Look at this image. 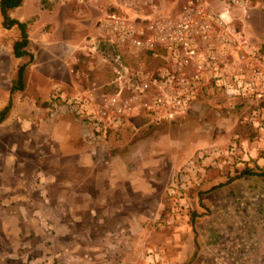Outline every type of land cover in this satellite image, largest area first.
Returning a JSON list of instances; mask_svg holds the SVG:
<instances>
[{"label": "rangeland", "instance_id": "374dc122", "mask_svg": "<svg viewBox=\"0 0 264 264\" xmlns=\"http://www.w3.org/2000/svg\"><path fill=\"white\" fill-rule=\"evenodd\" d=\"M124 1L23 0L10 16L27 25L31 60L13 57L19 31L0 17V111L10 103L0 123V264H264V179L240 174L264 170V86L258 97L207 85L171 122L135 119L98 135L65 103L84 100L93 82L109 88L110 53L90 45L103 16L142 17L140 3ZM149 1L176 15L187 0ZM203 1L231 32L218 49L232 73L264 74V3ZM125 57L141 72L157 62ZM20 65L25 88L11 94ZM55 94L62 103L47 106ZM71 124L101 166L119 163L91 182L71 173L51 138Z\"/></svg>", "mask_w": 264, "mask_h": 264}, {"label": "built area", "instance_id": "2783aa9c", "mask_svg": "<svg viewBox=\"0 0 264 264\" xmlns=\"http://www.w3.org/2000/svg\"><path fill=\"white\" fill-rule=\"evenodd\" d=\"M138 3L141 18L103 16L99 37L90 45V52L105 49L110 53L113 79L109 88L97 92L93 82L84 100H63L93 134L121 130L135 119L171 122L186 113L207 85L223 86L236 94H264L257 92L264 86L259 68L232 73L229 51L218 49L219 42H231V32L203 0H187L176 15L159 12L149 0H126L122 8L131 10ZM125 55L135 60L152 57L157 62L152 71L141 72L127 64ZM59 101L61 97L53 95L50 106L56 108Z\"/></svg>", "mask_w": 264, "mask_h": 264}, {"label": "trees", "instance_id": "16d2710c", "mask_svg": "<svg viewBox=\"0 0 264 264\" xmlns=\"http://www.w3.org/2000/svg\"><path fill=\"white\" fill-rule=\"evenodd\" d=\"M264 3V0H261ZM23 3V0H0V17L2 19V26L5 29H11L16 27L19 31V39H17L12 45V55L16 59L28 57L32 59V55L27 51L29 43L27 34V25L24 22H20L10 16L11 12L19 8ZM114 12V11H112ZM262 52H264V44L262 46ZM25 68L26 65H20L17 68L14 80L11 81L10 93L23 91L25 88ZM50 106V100L47 103ZM261 107H264V100L261 101ZM10 111V103L6 105L0 111V123L5 120ZM241 176H257L264 179V170L253 171L251 169H244Z\"/></svg>", "mask_w": 264, "mask_h": 264}, {"label": "crops", "instance_id": "0c3cea01", "mask_svg": "<svg viewBox=\"0 0 264 264\" xmlns=\"http://www.w3.org/2000/svg\"><path fill=\"white\" fill-rule=\"evenodd\" d=\"M73 126L71 127H67V126H62V128L60 127L59 129H62V133H58L59 131L56 129H52L51 131V138L53 140V142L55 143L57 150H61L63 156L65 157V163L66 166L74 169L71 171V173H79L80 172H84L86 174L89 175V181H94V179H92L94 177V175L99 172V171H103L105 170V172H108L111 168V166L114 164H118L119 162L116 161L117 158H112V160H110L112 162V164L108 167H106L105 165H102L104 167L101 166V164L96 161L89 153L88 148L82 144V142L80 141V139L77 137L78 131L75 130L74 128V124H71ZM77 132V133H76ZM63 148H65L63 150ZM60 157H62L61 155H59ZM109 163V162H108ZM110 168V169H109ZM111 176H112V171L110 172ZM51 175V174H49ZM53 176H50V183H54L57 181L56 175L52 174ZM41 177H44V179L47 177V175H41ZM86 175H81V179L83 177H85ZM110 176V179H111ZM87 177V176H86ZM109 179V180H110ZM69 180V179H67ZM112 180V179H111ZM264 247V245H263Z\"/></svg>", "mask_w": 264, "mask_h": 264}]
</instances>
